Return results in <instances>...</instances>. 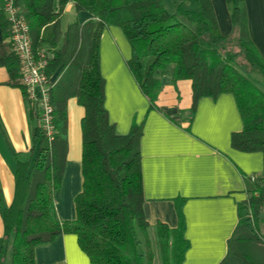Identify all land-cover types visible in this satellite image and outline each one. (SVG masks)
<instances>
[{
    "label": "trees",
    "instance_id": "16d2710c",
    "mask_svg": "<svg viewBox=\"0 0 264 264\" xmlns=\"http://www.w3.org/2000/svg\"><path fill=\"white\" fill-rule=\"evenodd\" d=\"M232 29L220 33L212 0H14L29 26L34 51L50 53L48 76L56 73L49 89L54 135L48 137L30 110L31 147L14 167V196L1 203L3 237L0 264H35L34 248L62 234L76 236L90 264H152L149 224L142 211L139 142L142 125L132 123L126 134L116 133L104 106V78L99 67V39L107 25L121 28L131 55L126 64L148 110L155 109L160 75L171 70L174 80L191 81L192 106L198 98L233 94L242 129L231 135L237 150L260 151L264 156V58L251 41L243 0H225ZM72 2L75 11L93 18L70 22L65 30L60 17ZM1 5V4H0ZM193 5V6H192ZM8 22L0 11V65L9 73L8 84L23 91L18 59L7 41ZM75 97L84 109L81 128L82 188L74 197L75 218L61 220L56 212L67 141V100ZM264 207V188L238 205L239 220L218 264H264V240L257 216ZM177 227L157 222L154 234L161 264H183L188 242L178 212Z\"/></svg>",
    "mask_w": 264,
    "mask_h": 264
},
{
    "label": "crops",
    "instance_id": "0c3cea01",
    "mask_svg": "<svg viewBox=\"0 0 264 264\" xmlns=\"http://www.w3.org/2000/svg\"><path fill=\"white\" fill-rule=\"evenodd\" d=\"M248 34L264 58V0H243ZM220 33L232 25L225 0H212ZM69 15V19L62 21ZM93 18L88 11H75L68 2L60 17L65 30L73 20ZM4 33L0 28V43ZM130 44L120 27L107 25L99 39V67L104 78V106L116 133L126 134L132 123L142 125L140 163L142 211L149 229L157 222L170 228L179 223L181 212L188 248L183 264H218L227 251L236 227L238 205L256 186L264 187V156L260 151H240L231 146V135L242 129V118L231 93L198 98L191 112L189 79L174 80L171 70L160 75L156 108L148 110L126 64ZM56 74V73H55ZM9 73L0 65V194L9 206L14 196V167L31 147L33 122L21 88L8 84ZM68 148L55 208L61 220L75 218L74 197L82 188L81 128L84 109L75 97L67 100ZM264 235V208L257 216ZM0 214V245L3 237ZM35 264H90L76 236L62 234L34 248ZM9 263V251L2 264Z\"/></svg>",
    "mask_w": 264,
    "mask_h": 264
},
{
    "label": "built area",
    "instance_id": "2783aa9c",
    "mask_svg": "<svg viewBox=\"0 0 264 264\" xmlns=\"http://www.w3.org/2000/svg\"><path fill=\"white\" fill-rule=\"evenodd\" d=\"M0 4V11L9 25L7 41L18 59L16 68L23 86L24 98L35 117L36 109L38 110L39 125L45 134L51 137L54 135V128L49 89L57 74L48 76L46 73L50 53L45 47L33 50L27 19L15 6L14 0H0ZM262 237L264 240V235Z\"/></svg>",
    "mask_w": 264,
    "mask_h": 264
},
{
    "label": "rangeland",
    "instance_id": "374dc122",
    "mask_svg": "<svg viewBox=\"0 0 264 264\" xmlns=\"http://www.w3.org/2000/svg\"><path fill=\"white\" fill-rule=\"evenodd\" d=\"M163 3H164L165 8L168 11H173L175 9V4L172 2V0H163ZM69 18H70L69 15H66V16L63 17L62 21L65 22ZM259 234L262 235L260 231H259ZM149 235H150L152 252H153L152 264H161V260H160V256H159L158 244H157V240H156L154 231L149 229Z\"/></svg>",
    "mask_w": 264,
    "mask_h": 264
}]
</instances>
